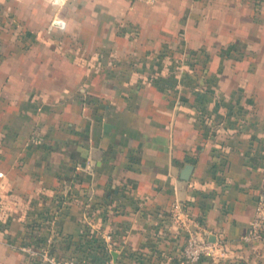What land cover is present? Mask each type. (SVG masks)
<instances>
[{"label": "crops", "instance_id": "1", "mask_svg": "<svg viewBox=\"0 0 264 264\" xmlns=\"http://www.w3.org/2000/svg\"><path fill=\"white\" fill-rule=\"evenodd\" d=\"M262 5L0 0V264H186L188 229L264 264Z\"/></svg>", "mask_w": 264, "mask_h": 264}, {"label": "built area", "instance_id": "2", "mask_svg": "<svg viewBox=\"0 0 264 264\" xmlns=\"http://www.w3.org/2000/svg\"><path fill=\"white\" fill-rule=\"evenodd\" d=\"M145 1L153 2L154 0ZM63 2L64 0H51V3L55 5H60ZM87 165L90 166V161H88ZM2 175L3 172L0 171V176ZM241 238L243 240L261 239L264 241V201L257 203L255 214L250 221L249 231L244 233ZM182 253L186 264H196L203 257H222L225 255L224 249H219L215 241H212L207 236H202L194 229H188ZM53 264H117V262L112 257H109L102 262L67 259Z\"/></svg>", "mask_w": 264, "mask_h": 264}, {"label": "rangeland", "instance_id": "3", "mask_svg": "<svg viewBox=\"0 0 264 264\" xmlns=\"http://www.w3.org/2000/svg\"><path fill=\"white\" fill-rule=\"evenodd\" d=\"M252 2L254 3V5L256 6V9H259V7L262 5L264 7V0H252ZM256 21L259 20V16L255 19ZM263 21H264V17H263ZM264 24V23H263ZM258 25V26H257ZM255 25V27H253L252 31H253V34H255L257 31L260 32L261 30L259 28H256V27H259L260 24H257ZM262 32L264 33V27L262 28ZM252 37L254 38V41L255 42H258L260 40H264V37H261L259 34H255V35H252ZM251 44H244V48L242 47L241 44H237L236 47H237V53L238 55L242 54V50H246L247 51V54L248 52H253V48H248L247 46H250ZM257 46H254V48L259 51V52H262L263 54V58L262 60L259 59L260 55H257L258 59H255L252 58H248L245 62V66L244 68L245 69H248V72H256L258 71V75H255V74H249L248 76H242V82H245L247 81L248 82V79H250V81L256 79L258 84L260 83V87L258 89V87H256L258 90L256 91H251L250 94H249V97L250 99L252 100H263L264 101V42L263 43H258L256 44ZM228 47V46H227ZM227 47L224 49L226 52V54H229V51H227ZM233 47H230V52L232 53L233 52ZM242 49V50H241ZM224 53V54H225ZM254 54V53H253ZM242 56V55H241ZM260 68H262V75H260ZM255 82V80L253 81V83ZM255 84V83H254ZM256 84V85H258ZM240 95L243 94L242 92L239 93Z\"/></svg>", "mask_w": 264, "mask_h": 264}, {"label": "water", "instance_id": "4", "mask_svg": "<svg viewBox=\"0 0 264 264\" xmlns=\"http://www.w3.org/2000/svg\"><path fill=\"white\" fill-rule=\"evenodd\" d=\"M55 23L62 25L63 22L60 19H56ZM192 169H193V164L192 163H185L183 168L180 171V178L186 182L187 180H189L190 175L192 173ZM114 254V253H113Z\"/></svg>", "mask_w": 264, "mask_h": 264}, {"label": "trees", "instance_id": "5", "mask_svg": "<svg viewBox=\"0 0 264 264\" xmlns=\"http://www.w3.org/2000/svg\"><path fill=\"white\" fill-rule=\"evenodd\" d=\"M100 254H101V253H100ZM101 256H102V260L97 261V262H102L103 260H105V259L111 257V253H110L109 251H105V250H104V251L102 252Z\"/></svg>", "mask_w": 264, "mask_h": 264}]
</instances>
